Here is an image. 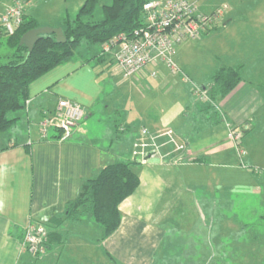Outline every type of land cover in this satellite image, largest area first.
Listing matches in <instances>:
<instances>
[{
  "label": "crops",
  "instance_id": "crops-1",
  "mask_svg": "<svg viewBox=\"0 0 264 264\" xmlns=\"http://www.w3.org/2000/svg\"><path fill=\"white\" fill-rule=\"evenodd\" d=\"M190 1H195L198 11L205 14L226 3ZM8 3L0 8V14ZM235 10L229 5L217 25L202 34V39L220 49L221 45H236L238 40L233 36L241 34L222 38L233 14H237ZM248 13L256 15L246 18L253 20L248 24L250 28L264 29V24L255 23L264 20V7ZM186 46L181 43V50H186ZM107 54L101 60L78 54L43 74L29 86L28 105L10 113L14 122L0 134V264H155V254L168 231L163 222L177 223L179 219L206 215L200 199L208 205L211 190L220 191V203L227 202L233 190L248 189V184L253 185L255 192L261 191L255 186L249 166L264 165V149L258 148V144H264V99L258 95L255 82L260 77L258 68L264 69V59L252 68L254 81L243 77L228 95L211 101L199 99L191 85L182 82L163 63L150 64L142 76L150 80L148 94L154 98L149 104L141 101V122L130 112L119 119L117 107H108L104 110L108 118L98 126L100 101L106 88L97 66L116 67L113 51ZM235 63L227 65L236 66ZM259 81L264 84V77ZM211 83L212 80L208 84ZM62 98L79 102L85 110L80 127L64 141L58 139L60 132L54 129L42 136L39 127V121L54 113ZM179 103L182 106L174 110ZM152 104L157 105L155 113L150 109ZM258 120L263 124L257 129ZM242 125L248 126L241 140L244 154L228 137L229 126ZM142 126L150 130L173 128L181 140L189 143L197 158L176 164L161 163L156 157L146 164L138 162L140 184L120 204V227L102 240L103 229L90 214L79 220L66 219V206L77 197L83 182L96 176L104 166L118 160H134L133 145ZM122 127L130 130L129 136ZM198 186L202 188L196 190ZM198 203L200 208L196 207ZM57 216L65 217L64 221L52 222ZM29 222H41L48 229L47 251L40 259L34 258L23 244ZM249 238L247 243L239 241L244 248L241 252L257 248L258 234L252 233ZM245 244L252 245L251 249H245Z\"/></svg>",
  "mask_w": 264,
  "mask_h": 264
},
{
  "label": "rangeland",
  "instance_id": "rangeland-1",
  "mask_svg": "<svg viewBox=\"0 0 264 264\" xmlns=\"http://www.w3.org/2000/svg\"><path fill=\"white\" fill-rule=\"evenodd\" d=\"M13 1L0 0V8L5 3ZM85 1L31 0V3L28 1L27 5L30 13L28 18L34 20L36 27H60L67 18L74 19L77 16ZM112 1L98 0L94 15L89 20L102 19L103 6L111 4ZM224 1L226 3H220L223 4L222 7L227 6L224 12L227 11L230 5L231 8H237L235 10L237 14H233L234 19L230 21L222 38H225L226 34H229L230 37L233 34H241L240 37L233 36V39L238 40L236 45L232 48H225L221 45L223 49H220L211 41L205 42L206 39L199 37L183 42V44L188 45L186 50H181V44L178 45L175 49L176 54L174 52L173 55V58L183 70H187L192 74L197 82L191 79L199 86H202V84L209 86L208 83L213 79L214 68L227 65L229 62H236V66H242V76L251 78L254 81L252 68L258 67L264 59V29L250 28L248 24L253 23V20H246V18L256 16L248 12L250 9L264 7V0ZM259 17L261 18L260 14ZM255 23L264 24V20ZM223 24L224 22L220 23L221 28ZM102 50L103 48L99 44L89 45L84 43L78 48L76 56L81 54L94 59V56L101 53ZM14 52L15 47L7 44L6 36H0V64L13 60L12 55ZM104 66L101 64L97 66L99 71H102L100 79L106 88V94L103 95L100 101L101 113L98 126L102 125L104 119L108 118V114L104 111L108 107H117L119 119L130 112L131 117L141 122L143 114L140 109L144 105L141 104V101L143 100L144 103L149 104L154 98L152 93L148 94L150 92V89H148L151 85L150 80L142 76V71L131 77H123L117 66V68L115 66L103 68ZM258 71L260 77L255 81L256 88L259 91L258 95L264 99V84L259 81L264 77V69L260 67ZM141 93L146 95L141 96ZM179 106H182V104L175 105L174 110H179ZM156 108L157 105L152 104L150 109L155 113ZM258 121L255 123L257 129L263 124L262 120ZM130 124H133L132 121H130ZM136 124H139L138 121ZM177 124L179 125V121ZM5 131L2 133H5ZM256 134L252 133L253 136H256ZM125 135L129 136L130 130L126 131ZM258 148L264 149V144H258ZM256 166L259 171L258 173L254 172L251 176L257 183L255 186L259 190L261 189L260 192H255L253 185L248 184V189L233 190L227 202L220 203L218 201L220 191L213 192L211 190L208 205H205V201L201 199L202 207L199 203L196 205L198 208H203L206 215L200 218L194 215L186 220L179 219L177 223L175 221L163 222L162 224L166 226L168 231L163 244L155 254V264H264V218H262L264 216V165ZM242 179H244V176ZM214 185L216 187L217 183H214ZM201 188V186H198L196 190ZM252 233L258 234L257 248L254 251L241 252L244 249L242 243L250 241L249 237ZM244 247L245 249H251L252 245L245 244Z\"/></svg>",
  "mask_w": 264,
  "mask_h": 264
},
{
  "label": "trees",
  "instance_id": "trees-1",
  "mask_svg": "<svg viewBox=\"0 0 264 264\" xmlns=\"http://www.w3.org/2000/svg\"><path fill=\"white\" fill-rule=\"evenodd\" d=\"M147 1L113 0L103 6L102 19L89 20L94 15L98 0H86L75 18H67L61 25L67 38L65 42H58L54 33L43 34L32 51L24 44L20 45L22 35L37 28L26 11L20 27L14 34L6 36L7 44L15 47L14 59L0 64V134L14 122L8 114L25 106L33 81L71 60L82 44L102 46L120 33L130 34L142 26L145 19L143 6ZM107 55L102 50L94 58L101 60ZM241 67L223 65L216 70L212 83L204 87L211 98L225 97L243 80ZM127 130V127L122 129L123 132ZM138 168L136 160H118L104 166L96 176L85 180L77 197L68 202L66 219L79 220L83 215L90 214L103 229L102 240L112 235L122 222L120 204L140 184ZM64 219L57 216L52 222L60 224ZM112 259L118 263V260Z\"/></svg>",
  "mask_w": 264,
  "mask_h": 264
},
{
  "label": "built area",
  "instance_id": "built-area-1",
  "mask_svg": "<svg viewBox=\"0 0 264 264\" xmlns=\"http://www.w3.org/2000/svg\"><path fill=\"white\" fill-rule=\"evenodd\" d=\"M28 0H14L0 14V35L9 36L15 33L23 22L27 11ZM224 7L212 13H201L195 1L190 0H148L145 2L144 23L130 34L120 33L102 45L106 53L113 51L116 66L125 77H131L143 71L148 65L163 63L172 74L178 75L182 82L191 85L192 92L203 101H211L208 91L194 83L191 77L173 58L176 47L189 40L202 36L213 29L224 14ZM155 75L156 71H152ZM27 99L25 105H28ZM85 117L83 106L70 99L58 101L52 114H46L40 121L42 136L54 129L60 132L58 139H69L78 129ZM247 125L229 126L228 137L240 147ZM121 129H124L122 127ZM161 163L176 164L183 160L195 161L196 156L189 143L181 140L171 127L150 130L142 126L133 145V158L141 164L149 163L152 158ZM258 173L259 168L249 166ZM48 240L47 226L41 222H29L25 228L23 244L29 253L37 259L46 254Z\"/></svg>",
  "mask_w": 264,
  "mask_h": 264
},
{
  "label": "water",
  "instance_id": "water-1",
  "mask_svg": "<svg viewBox=\"0 0 264 264\" xmlns=\"http://www.w3.org/2000/svg\"><path fill=\"white\" fill-rule=\"evenodd\" d=\"M54 33L56 35V40L58 42H65L67 40L63 28L60 27H37L28 30L26 33H24L20 39V45H26L29 49V51L33 50L34 44L39 39V37L43 34H51Z\"/></svg>",
  "mask_w": 264,
  "mask_h": 264
}]
</instances>
